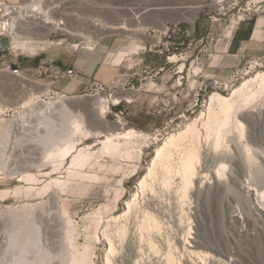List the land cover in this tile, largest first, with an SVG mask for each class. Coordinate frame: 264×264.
Listing matches in <instances>:
<instances>
[{"label": "rangeland", "instance_id": "obj_1", "mask_svg": "<svg viewBox=\"0 0 264 264\" xmlns=\"http://www.w3.org/2000/svg\"><path fill=\"white\" fill-rule=\"evenodd\" d=\"M13 1L21 5L38 2L44 8L49 6L50 17L64 19L68 28L76 35L59 30L42 31L39 24H30L29 29L22 26L26 29L17 30L20 38L32 39L33 44L38 46L33 52L14 48L13 37H0V131L18 115L30 112L29 105H22L24 101L49 90L43 84L42 78L49 73L50 67L61 68L71 62L70 65H73L79 54L89 57L93 54L99 56L100 61L113 64L121 50L127 51L119 66L120 72L124 73L117 94L123 98L119 105H110L109 110L106 107L102 112L103 117L99 118L101 104L98 99L110 92L100 81L104 89L94 93L85 92L69 101L73 110L79 112L80 117L85 120V127L93 132L86 139L79 135L74 136L78 140V148L96 152L92 154L89 162L80 167L72 166L70 156L59 169L53 170L52 163L42 156L47 145H43L39 134L44 131L34 133V128H29L26 130L28 133L18 132V137L22 140L21 144L11 150L12 154L10 153L12 160L9 165L13 168L5 171L0 167V211L9 207L11 210L16 207L19 209L23 204L41 203L45 209L43 214L46 220L40 221L37 217L34 219L23 214L16 216L24 228V233L30 230L32 219L41 235L49 237L54 246L50 255L52 261L60 259L59 253H65L69 257L85 250L87 257L80 264H104L109 245L102 239L97 227L106 224L100 218L103 216L107 219L108 214L105 211L113 210L114 215L118 216L126 209V199L131 198L137 191L139 180L147 172L163 137L197 118L201 112H206L213 92H232L245 79L253 76L255 70H264V0ZM167 4H173L174 8H168ZM91 19L109 24L111 28L95 31L89 27L88 22ZM120 24L127 29L118 27ZM140 25L148 27L141 29ZM240 25L244 26L245 33L240 42L233 41L231 30ZM252 26L257 28V32L254 40L249 41L247 32ZM137 37H143L145 42L135 41ZM98 38H101L100 44H94ZM106 39L114 40L109 47L106 46ZM109 51L113 52L112 55L108 54ZM173 54L179 55V62H170L169 57ZM256 59L262 65L245 74L250 69V62ZM183 62L184 71L181 73L179 66ZM16 67L21 70L22 77L10 71ZM112 72L108 70L106 73L101 68L98 76L106 75L109 78ZM244 88L241 95H235L231 122L228 120L230 124L227 123L223 130L220 149L226 151L219 150L220 153L213 161H208V158L205 160L206 145L203 141L200 142L199 169L208 172L206 179L200 181L195 178V182L187 190V197H182L178 189L180 177L175 172V162L178 161L175 154L172 160L175 164H171V171L164 172L159 169L157 177L150 181L147 196L151 209H148L160 220L161 232L153 230L152 233L153 228L148 226V220L142 218L139 212L144 207L142 195L138 203L140 208H135L130 218L119 217L107 222L108 231L115 238L117 251L127 252L131 257V264L134 260H139L140 264H160L162 253L168 247L166 240L171 242L174 255L188 264H218L219 260L222 264H264V219L246 224L249 231V236L246 237L239 236L228 221V212L231 207L235 209L236 198L242 191L229 178L234 173L233 157L243 155L242 151H238L241 146L237 130L235 131V118H242L239 115L245 114L251 118H242L245 136L252 144H257L248 135H252L256 127L261 128L258 117L264 115V91L245 103L241 98L250 89L248 91ZM250 88H254V85ZM119 109L122 114H118ZM53 120L54 134L69 129L68 125L64 127L67 119L60 114L54 115ZM119 127L156 137L143 146L144 152L134 174H128L126 168L121 167L117 160L98 150L101 147L100 139L106 132ZM136 138L132 136V142ZM139 141L145 140L138 136ZM218 159L228 164L225 168L226 175L213 182V178L209 179V176L219 165ZM163 172L167 174L164 175ZM21 173L35 174L39 181L27 183L20 179ZM124 174L129 177L123 179ZM54 177L67 179L66 187L53 185L43 191L40 187ZM162 177L167 178V184H163ZM121 179L126 195L117 201L115 188ZM29 185L34 186V189L27 194L24 188ZM16 186H21L24 191L21 189V192H15ZM46 214H49L48 218ZM13 218L15 216L10 221L15 220ZM10 221L8 224L12 223ZM149 237L158 246L156 249L151 250L148 246ZM189 243L196 246L195 250L207 252L208 257L199 262V259L188 253Z\"/></svg>", "mask_w": 264, "mask_h": 264}, {"label": "bare ground", "instance_id": "obj_2", "mask_svg": "<svg viewBox=\"0 0 264 264\" xmlns=\"http://www.w3.org/2000/svg\"><path fill=\"white\" fill-rule=\"evenodd\" d=\"M25 6L30 7L35 12L28 13L27 14L28 17H26L24 21L12 25L10 27H7L5 29L13 37L14 48L22 49L26 51H32V52L38 48L37 45L33 44L32 39H21L20 34L17 31L19 29H24L25 27L27 28L30 24H39L40 27L38 25L37 26L41 28L42 31H51L58 28L61 31L68 32L69 34L72 35H76L75 32L71 31L68 28V25L66 23L65 26L63 27L60 26L58 27V25H55L57 19H53L50 17L49 6L48 8H44L42 4L38 2L35 3L32 2V4H28ZM88 23H89V27H91L93 30L95 29V31L107 30L108 28H111V25L101 22L99 20L97 21L91 19V21ZM118 27L127 29L125 25L123 26L121 24ZM72 44L77 45L76 42H72ZM126 53L127 51L125 49L121 50L117 58L115 59V62H119L122 59V56L125 55ZM169 59L170 62H179L180 57L177 54H173L169 57ZM260 65L262 64L260 63L259 60L257 59L253 60L252 62H250V65L248 66V68L250 69L243 72L245 74L247 72L249 73L252 68H257ZM183 66H184V62L179 66L181 68L179 72L181 73L184 71L182 70ZM253 85L254 88H250ZM244 87L247 88L248 91L250 89L248 93L246 91H243L247 93V95H243L241 98L245 101V103H248L255 97L259 96L264 91V70H255V74H253V76L245 79L242 82V85L240 87H235V89L232 92L229 91L227 94L225 93L223 94L216 91L213 92L210 97L209 105L206 108V112L204 113L201 112L200 116H198L197 118H194L192 121L184 124L183 126H179L178 128L168 132L163 137L162 143H160L155 150V156L152 158L151 164H149L147 172L139 180L137 191L132 195L131 198L126 199L125 201L126 209L118 216L114 215L113 210L105 211L104 213L108 214L106 216L107 219L105 220V217L103 216L100 218V220L106 222V224L105 225L101 224L100 226L97 227L101 232L102 239L106 240L109 245L108 250L105 253L106 256H105L104 264H131V259H130L131 257H129L127 252L120 253L118 252L119 250L117 251V247L114 241L115 238L113 239V237L109 233L107 228L108 227L107 222H109L110 220H115L119 217L127 218L131 216L135 208H137V210L138 208H140L138 205L140 195H142V198H144L143 200L144 207L142 206V208L139 211L143 216L142 218L148 220L147 221L148 226L153 228L152 233L153 230L158 233L161 232L160 230L162 225L160 220L158 219L156 214H154L148 209L150 207L148 203L149 197L147 196V192L150 181L157 177V174H159L158 173L159 169L164 172L171 171L170 170L171 164L174 163V161H172L173 155L176 154L178 156V161L175 162L177 164L175 163L174 164L176 169L175 172L180 177L179 179L180 187L178 186L179 187L178 189L181 191L182 197L184 198L187 197L188 188L193 185V183L197 178L200 179L201 181L208 177V172L207 173L202 172V169H199L200 142L203 141L205 143L204 145H206V149L204 151L206 155L204 157L205 160L206 158H208V161L209 160L213 161L214 159H216L215 158L216 155L218 156L220 151L223 150L220 149V147L222 146L221 142L223 139L222 138L224 133L223 130L226 127V124L231 122L230 115L231 112L233 113V109L235 108L234 97L235 95H241V91ZM43 92H41V94ZM73 98L75 97L67 96L61 99H56L54 101H49L43 98L40 94H36L31 98L27 99L26 101H24L22 105H29L31 108V109L29 108L30 112L27 113L25 112V114L18 115L16 118L13 119L14 122L12 121L10 123H7V125L3 126V128L1 127L2 129L0 131V155H1L0 167L5 171H8V169L13 168L12 165H9L10 161L12 160L11 157L12 155H10V153L12 152L11 150L15 146L21 144L20 142L22 140V139L20 140V138L18 137L19 136L18 132L19 131L21 133L24 132L23 134L28 133L26 132V130H28L29 128H34L33 131L34 133L36 131L40 132L39 130L44 131L43 133L39 134L42 137L41 139L43 140V145L44 144L47 145V147H45L43 151L45 154L42 156H44L46 161L49 160L52 163L53 170L59 169V167L63 164L64 160L70 156H72L70 162L72 166L76 165L80 167L86 164L87 162H89V159L90 157H92V154L96 152H93L94 150L91 152L89 151V149L87 150L82 147L78 148L77 146L78 140L75 139L74 136L79 135L86 139L91 137V134L93 132L90 131L87 127H85V120L80 117L81 114H79V112L77 111H74L73 108L71 107L72 105H70L69 101L72 100ZM118 98H119L118 95L112 97L113 100H116ZM128 101H130V99H128ZM98 102L101 104L100 111H98V115L100 116L99 118H101L103 117L102 112H104L106 109L105 97H100L98 99ZM214 103L216 105H214ZM92 107H96V106L92 105ZM34 109L36 111H34ZM56 114H60L65 120L67 119V121L64 122V127L68 125L67 128H69L66 132L62 131L59 132L58 134L57 133L54 134L55 125L53 118L54 115ZM239 116H241L244 120L251 119L246 114ZM242 118L236 117L234 126L236 125L235 131L237 130L238 139L240 141V146H241V149L238 151H242L243 155H240V157L241 156L243 157L241 160V158L237 155L233 157L234 155L233 154L230 155V157L231 156L233 157V160L232 158H229L235 164L234 173L232 174L231 173L232 171L230 170L231 175L229 178L230 180L235 181L238 184L240 190L242 191L240 194H238V198H236L237 205L235 206V209L234 208L231 209L232 208L231 207L228 212V221L229 224L231 225L230 227H232L239 236L246 237L249 236L247 225L248 224L250 225L251 222H258L264 219V115L262 117H258L259 126L261 128L256 127V129H254V133L252 135L250 134L248 135V137L252 138L257 144H252L246 138L245 124ZM33 120L35 121L32 122ZM122 129L123 128L119 127L114 129L113 131H107L104 137L100 139L101 147H99L100 149L98 150L107 153L108 156L110 155L111 157H113V159L117 160V163L121 167L126 168L128 174L130 173L134 174L138 170L142 153L144 152L143 146L147 145L146 143L147 141L155 139L156 137L149 133L137 134L134 133L133 130L131 129L128 130H124V129L122 130ZM95 133H99V132L95 131ZM132 136L137 137L136 140L134 139L135 140L134 142H132L131 140ZM138 136L144 138L145 141L138 142ZM223 151L225 152L226 150ZM219 158H221V156ZM223 158L224 156H222V159ZM222 159L221 161L218 159L220 161L219 165L218 166L215 165L216 168L214 172L213 173L210 172L211 175L209 174L210 175L209 179L213 178L212 179L213 182L217 181L219 177L226 175L225 168L227 167L228 164H226L225 161L223 162ZM243 163L245 165H243ZM17 165L20 167L24 166V164H15V166ZM128 174H124L123 179L129 177ZM165 174L167 173H164V175ZM162 178H163L162 181L164 182L162 183L167 184L168 182L167 178L166 177H162ZM20 179L26 181L27 183H34L39 181V178L32 173H21ZM123 179L119 180L116 183L117 187L115 188V192H116L117 201L120 198H124L126 195V192L124 190L125 188H124ZM67 183H68L67 179L65 180L60 177L58 178L54 177L48 180L46 183H44L40 188H42L43 191H46L47 189L51 188L53 185L62 187L65 186ZM21 189H22L21 186H16L14 191L21 192ZM32 189H34V186L32 185H29L24 188L25 193L27 192V194L28 191L30 192ZM40 204L41 203L37 205L23 204L19 209H17L16 207V209L14 210H11L10 207L7 206L9 208L0 211V264H80L82 259L84 260L85 257H87L85 256L87 255L86 254L87 251L81 250L83 252L73 253V255L71 254L72 256L70 255L69 257L66 256L65 253L64 254L59 253L60 259L59 260L57 259V261H52L50 255L52 248H54L53 243L49 240V237L41 235L38 227L36 226L35 221H32L31 219V222L33 223H31L30 230L28 232L26 231L27 233H24V228L17 221L18 216L16 215H20V214L28 215V217L31 216L34 219L35 217H37V219H39L40 221H44L46 220L45 215L43 214L44 213L43 211H45V209L44 206ZM181 210L183 211L184 209ZM48 215L49 214H46V218H48L47 217ZM13 216H15V218H13L15 220L12 219L13 221H10ZM9 221L12 223L8 224ZM190 228L191 225L189 226L188 229L190 230ZM189 230L188 233L190 235ZM166 241L168 242L167 244L168 247L166 246L167 247L165 248L166 250L163 251L162 253L163 255L161 257V260H159L160 264H188L187 262L184 263L183 261H181L180 257L174 255L173 249L171 247V242H169V240ZM147 244L151 250L156 249V247H158L156 243H154V240L151 237L148 238ZM188 245L190 247L189 249H187L188 253L191 256H194L197 259H199V262L201 261L203 262L208 257L207 252L202 250H195L194 247L196 246L191 243H189ZM234 254H235V250L233 251V255ZM139 262H140L139 260H134L133 264H140L141 262L140 263ZM222 263L223 262L221 260L218 261V264H222Z\"/></svg>", "mask_w": 264, "mask_h": 264}, {"label": "crops", "instance_id": "obj_3", "mask_svg": "<svg viewBox=\"0 0 264 264\" xmlns=\"http://www.w3.org/2000/svg\"><path fill=\"white\" fill-rule=\"evenodd\" d=\"M167 7L174 8V5L167 4ZM144 27L147 28L148 26L140 25L141 29ZM131 29H135V28H131ZM136 29L139 30L138 27H136ZM256 32H257V28L255 26H252L248 30L247 36L249 38V41L254 40L255 38L254 36ZM244 33H245L244 26L242 25L237 26L235 29H232L231 35H232L233 41L240 42V39L242 38ZM113 41H114L113 39H106L105 41L107 44L106 46L109 47L113 43ZM135 41H139L140 43L145 42L143 37H137L135 38ZM100 42H101V38H98L97 40H95L94 44H100ZM112 53H113L112 51L108 52V54L110 55H112ZM117 56L115 58H117ZM122 60L123 59H121L119 62L109 64L107 61H104V60L100 61L99 56H95L92 54L91 57H89V56H83L82 54L81 55L79 54L73 61V65H70L72 63L71 62V63L64 64L61 66V68L63 69L73 68L74 74L71 77H61V78L55 79L54 81H49L51 70H52V67H50L49 73H46L45 76L42 78L43 84L47 85V88H49V91L51 90L57 91L58 94L64 93L67 96L76 97L85 92L94 93V91H96L95 83L102 82L108 89H110L113 96H115L118 94L119 88L122 84V80L124 79L123 77L124 73L120 72V69H119V66L121 64L120 62H122ZM50 65L52 66V63ZM101 68L105 70L106 73L108 72V70L113 71L111 73V76L109 78L106 75L104 77L98 76V72Z\"/></svg>", "mask_w": 264, "mask_h": 264}, {"label": "built area", "instance_id": "obj_4", "mask_svg": "<svg viewBox=\"0 0 264 264\" xmlns=\"http://www.w3.org/2000/svg\"><path fill=\"white\" fill-rule=\"evenodd\" d=\"M35 11L32 10L30 7L21 5L16 1L13 0H0V37L8 36L12 37L5 29L7 27H10L12 25L18 24L25 20L28 13H34ZM58 27L65 26V20L62 18L57 19L56 24ZM59 30L60 29H55ZM13 74L17 76H21V70L19 68H11L10 70ZM74 74L73 68H60V67H52L50 80L54 81L55 79L61 78V77H71ZM95 89L96 91L104 89L103 85L101 83H95ZM42 97L45 99H61L64 97H67L64 93H59L57 91H47V93L41 94ZM113 94L110 91L108 94L105 95V101H106V107L109 110L110 105L111 106H117L120 104L123 98L119 97L116 100L112 99ZM118 114H122V110H118Z\"/></svg>", "mask_w": 264, "mask_h": 264}]
</instances>
